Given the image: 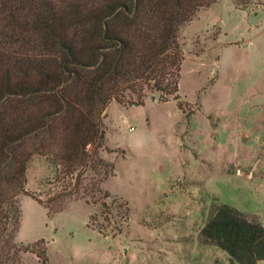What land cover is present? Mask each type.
<instances>
[{
    "label": "rangeland",
    "instance_id": "rangeland-1",
    "mask_svg": "<svg viewBox=\"0 0 264 264\" xmlns=\"http://www.w3.org/2000/svg\"><path fill=\"white\" fill-rule=\"evenodd\" d=\"M177 40V97L104 111L112 173L33 156L16 264H238L200 231L220 203L264 224V0H216Z\"/></svg>",
    "mask_w": 264,
    "mask_h": 264
},
{
    "label": "trees",
    "instance_id": "trees-1",
    "mask_svg": "<svg viewBox=\"0 0 264 264\" xmlns=\"http://www.w3.org/2000/svg\"><path fill=\"white\" fill-rule=\"evenodd\" d=\"M215 1L0 0V264L18 263V197L33 156L59 179L112 173L99 153L105 109L113 99L142 104L148 90L177 97L178 31ZM200 240L238 264L264 260L263 222L228 203L215 206Z\"/></svg>",
    "mask_w": 264,
    "mask_h": 264
}]
</instances>
